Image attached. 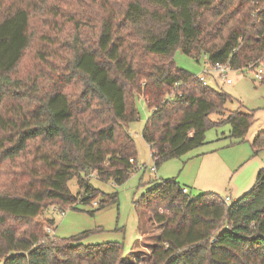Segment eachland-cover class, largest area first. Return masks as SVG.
Listing matches in <instances>:
<instances>
[{
	"label": "trees",
	"instance_id": "16d2710c",
	"mask_svg": "<svg viewBox=\"0 0 264 264\" xmlns=\"http://www.w3.org/2000/svg\"><path fill=\"white\" fill-rule=\"evenodd\" d=\"M33 41V70L22 73ZM176 50L249 71L264 60V0H0V264H135L118 242L83 244L91 231L58 239L45 232L52 219L32 221L49 207L117 203L89 176L119 186L137 169L136 98L150 110L141 136L156 166L221 123L244 138L253 113L226 111L231 98L179 68ZM250 147L264 148V130ZM136 203L158 230L145 264H264V169L229 204L190 197L174 178Z\"/></svg>",
	"mask_w": 264,
	"mask_h": 264
},
{
	"label": "rangeland",
	"instance_id": "374dc122",
	"mask_svg": "<svg viewBox=\"0 0 264 264\" xmlns=\"http://www.w3.org/2000/svg\"><path fill=\"white\" fill-rule=\"evenodd\" d=\"M39 26V23L33 25L34 39L39 35ZM84 29L90 39L93 35L91 25H86ZM35 43L33 41L34 45L23 58L19 69L22 73L33 70V51L37 45ZM173 58L175 64L187 72L198 75L203 70V56L195 61L176 50ZM228 76L233 79L231 85L223 84L218 79L216 86L210 82V76L207 80L210 87L231 98L225 105L226 111L241 110L242 106L253 113L252 124L244 138H231L230 126L221 123L205 132L204 144L198 148L156 166L151 158L149 146L141 136L150 110L143 99L136 98L135 105L139 116L128 124V131L135 142L137 169L119 186H114L111 182L102 183L96 181L94 175L89 176L92 184L102 192L117 193V203L100 210H96L93 202L78 203L77 209L66 208L63 212L49 207L32 222L44 227L45 219H52L53 225L50 227L58 239H67L83 231H91L83 240V244L118 242L122 244L123 254L128 260L135 264H145L158 230L150 220V214L142 205H136V202L149 188L163 180L174 178L182 191L193 198L211 192L223 200L226 196L230 197L229 204L243 196L252 188L258 170L264 169V148L253 155L250 147L254 136L264 130V82L254 81L251 71L239 74L231 72ZM128 96L129 91L127 99ZM209 117L212 121L221 119L216 113L210 114ZM152 167L156 170L151 171ZM68 187L72 194L79 191L75 179L68 182ZM91 211L94 212L90 213Z\"/></svg>",
	"mask_w": 264,
	"mask_h": 264
},
{
	"label": "built area",
	"instance_id": "2783aa9c",
	"mask_svg": "<svg viewBox=\"0 0 264 264\" xmlns=\"http://www.w3.org/2000/svg\"><path fill=\"white\" fill-rule=\"evenodd\" d=\"M203 60V70L201 73L196 75L197 79L203 86H210L209 81L207 80V77L215 78L217 81L220 79L223 84L231 85L232 79L228 76L231 72L240 73L238 71L233 70L229 64L227 63H210L207 59V56L204 55ZM249 71L252 72L253 80L256 82H263L264 81V60L258 61L256 64H254ZM219 82V81H218ZM155 167L151 168V171H155ZM225 202H229L230 198L225 197ZM93 205H96L95 202H93ZM45 232L47 235L53 234V229L50 226L45 227Z\"/></svg>",
	"mask_w": 264,
	"mask_h": 264
},
{
	"label": "crops",
	"instance_id": "0c3cea01",
	"mask_svg": "<svg viewBox=\"0 0 264 264\" xmlns=\"http://www.w3.org/2000/svg\"><path fill=\"white\" fill-rule=\"evenodd\" d=\"M232 81H233V79H232ZM210 82L211 83H213V84H215L216 86H218V81L215 79V78H211L210 79ZM264 82V81H263ZM241 107V110L242 111H245V112H251V111H247V110H245L244 108H242V106H240ZM226 197H228V196H226ZM230 198V197H229ZM231 199V198H230ZM139 238H140V236H139Z\"/></svg>",
	"mask_w": 264,
	"mask_h": 264
}]
</instances>
